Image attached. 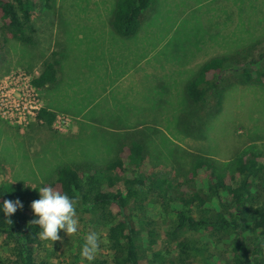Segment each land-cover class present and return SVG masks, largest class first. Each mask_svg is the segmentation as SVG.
<instances>
[{
    "label": "rangeland",
    "instance_id": "1",
    "mask_svg": "<svg viewBox=\"0 0 264 264\" xmlns=\"http://www.w3.org/2000/svg\"><path fill=\"white\" fill-rule=\"evenodd\" d=\"M114 2L53 0L31 12L33 44L11 39L0 46V80L17 73L32 78L44 60L61 57L56 102L74 112L92 105L95 118L76 126L73 115L51 109L50 126L0 118V180L35 189L53 178L60 164L107 162L132 136L146 149L141 168L162 175L186 168L189 153L224 163L240 149L264 151L263 83L230 86L229 78H239L224 70L219 80L225 94L214 116H207L215 109L210 98L190 109L185 97L186 83L210 57L248 47L252 56L264 52V0H153L130 36L111 26ZM260 63L264 67V55ZM36 91L46 108L43 91ZM157 201V196L147 198L145 210L155 215L154 248L164 250ZM87 216L75 215V233L58 230L57 241L42 244L40 257L47 264H88L80 248L90 232L98 235L93 258L109 257L103 231ZM6 257L0 237V264Z\"/></svg>",
    "mask_w": 264,
    "mask_h": 264
},
{
    "label": "trees",
    "instance_id": "2",
    "mask_svg": "<svg viewBox=\"0 0 264 264\" xmlns=\"http://www.w3.org/2000/svg\"><path fill=\"white\" fill-rule=\"evenodd\" d=\"M52 1L0 0V46L11 39L33 44L31 12L49 7ZM152 2L115 0L110 22L114 31L133 35ZM249 51V47L237 49L204 61L185 85L190 109L210 98L215 109L207 116L219 112L225 94L219 77L224 70L239 78H229L230 86L264 84L260 63L264 52L252 56ZM57 62H42L31 80L35 87L55 81ZM53 117L54 112L43 107L37 121L50 126ZM145 155L144 144L132 136L119 144L107 162L60 164L53 178L35 189L20 181L0 180V204L16 199L22 204L8 217L0 212V237L8 250L6 264H47L40 257L46 240L39 238V227L31 224L35 217L30 204L39 198L41 186L75 198L76 216L83 219L88 215V222L103 231L110 255L93 258L91 264H264V151L240 149L224 163L189 153V165L172 176L142 169ZM151 196H157L156 216L165 224L164 250L154 248L155 215L149 216L145 210V201Z\"/></svg>",
    "mask_w": 264,
    "mask_h": 264
},
{
    "label": "clouds",
    "instance_id": "3",
    "mask_svg": "<svg viewBox=\"0 0 264 264\" xmlns=\"http://www.w3.org/2000/svg\"><path fill=\"white\" fill-rule=\"evenodd\" d=\"M39 198L30 204L34 219L31 224L40 229L38 235L41 240L57 241L58 230H63L67 235L77 231L76 200L68 194L55 190L51 186H41L38 189ZM22 207L16 200H4L0 204V212L5 217L13 214L17 208ZM98 249V235L90 232L85 237V242L80 248V257L91 264Z\"/></svg>",
    "mask_w": 264,
    "mask_h": 264
},
{
    "label": "built area",
    "instance_id": "4",
    "mask_svg": "<svg viewBox=\"0 0 264 264\" xmlns=\"http://www.w3.org/2000/svg\"><path fill=\"white\" fill-rule=\"evenodd\" d=\"M33 78V77H32ZM32 78L22 73L0 80V118L11 124L37 120L42 108Z\"/></svg>",
    "mask_w": 264,
    "mask_h": 264
},
{
    "label": "crops",
    "instance_id": "5",
    "mask_svg": "<svg viewBox=\"0 0 264 264\" xmlns=\"http://www.w3.org/2000/svg\"><path fill=\"white\" fill-rule=\"evenodd\" d=\"M60 58L57 64L55 65V81L52 84L44 86L43 88H39L43 91V95H44L43 98H44L46 108L51 109V110L64 111V112L70 113L75 118L76 126H78L79 122L95 123L94 121L95 118L91 116L92 105H88L85 108L74 112L75 110H69L63 104H59L58 102H56L55 94H56L59 82L62 80L60 79V75H62V72H63L62 63L60 64L61 62Z\"/></svg>",
    "mask_w": 264,
    "mask_h": 264
}]
</instances>
